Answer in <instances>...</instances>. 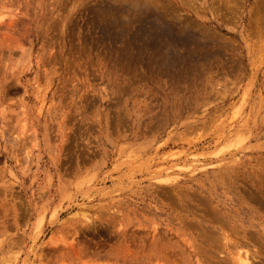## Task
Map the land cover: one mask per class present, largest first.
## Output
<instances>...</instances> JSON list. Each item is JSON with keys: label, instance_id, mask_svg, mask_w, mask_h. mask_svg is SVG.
Here are the masks:
<instances>
[{"label": "rangeland", "instance_id": "1", "mask_svg": "<svg viewBox=\"0 0 264 264\" xmlns=\"http://www.w3.org/2000/svg\"><path fill=\"white\" fill-rule=\"evenodd\" d=\"M146 2L0 0V264H264V0Z\"/></svg>", "mask_w": 264, "mask_h": 264}, {"label": "bare ground", "instance_id": "2", "mask_svg": "<svg viewBox=\"0 0 264 264\" xmlns=\"http://www.w3.org/2000/svg\"><path fill=\"white\" fill-rule=\"evenodd\" d=\"M144 1H145V0H144ZM146 1L148 2V0H146ZM150 1H151V0H149L148 3H152V2H150ZM147 2H146V4H147ZM142 4H143V2H142ZM142 6H143V5H142ZM149 6H150V4H149ZM149 6H148V7H149ZM148 7H147V8H148ZM154 18H155V17H154ZM219 218H220V217H219ZM215 220H216V219H215ZM220 220H221V219H220ZM217 222H218V221H217ZM219 222H220V221H219ZM217 241H219V240H217ZM238 259H239L238 261L241 262L242 264H248V262H249L248 260H247L248 262H247L246 260H243V259L241 258V256H239ZM249 264H250V263H249Z\"/></svg>", "mask_w": 264, "mask_h": 264}]
</instances>
